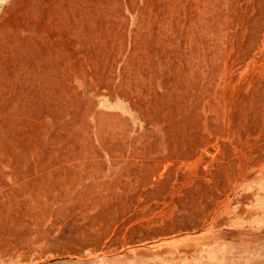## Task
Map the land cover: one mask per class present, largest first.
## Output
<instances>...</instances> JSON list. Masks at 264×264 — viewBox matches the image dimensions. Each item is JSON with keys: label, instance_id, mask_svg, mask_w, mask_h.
<instances>
[{"label": "rangeland", "instance_id": "rangeland-1", "mask_svg": "<svg viewBox=\"0 0 264 264\" xmlns=\"http://www.w3.org/2000/svg\"><path fill=\"white\" fill-rule=\"evenodd\" d=\"M0 264H264V0H0Z\"/></svg>", "mask_w": 264, "mask_h": 264}]
</instances>
